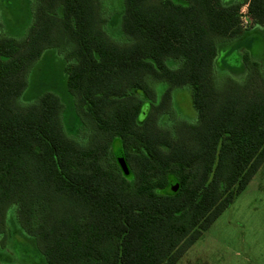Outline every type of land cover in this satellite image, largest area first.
I'll return each instance as SVG.
<instances>
[{"label": "trees", "instance_id": "trees-1", "mask_svg": "<svg viewBox=\"0 0 264 264\" xmlns=\"http://www.w3.org/2000/svg\"><path fill=\"white\" fill-rule=\"evenodd\" d=\"M104 2L29 0L17 37L0 1V264H176L264 164V60L240 28L246 5L264 33V0ZM52 52L73 126L53 91L24 105Z\"/></svg>", "mask_w": 264, "mask_h": 264}, {"label": "rangeland", "instance_id": "rangeland-1", "mask_svg": "<svg viewBox=\"0 0 264 264\" xmlns=\"http://www.w3.org/2000/svg\"><path fill=\"white\" fill-rule=\"evenodd\" d=\"M5 15V25L13 35L20 37L30 25L29 0H0ZM112 4L104 2L106 14L117 13L122 7V0H111ZM8 8V10L6 9ZM5 8V10H4ZM13 11H9V9ZM241 9L247 10L243 5ZM244 31L255 32L253 36V56L264 60V33L261 28L246 19ZM246 32V33H249ZM250 41V38L247 36ZM221 47V56L226 49ZM65 60L54 52L45 55L31 70L28 85L24 91L26 102L33 104L36 97L46 91L55 92L62 97L65 103L64 115L66 125L73 126L75 117L72 102L68 100L65 88ZM177 114L179 117L193 121L196 118L192 107L191 96L188 90L175 94ZM20 239V238H17ZM7 250V249H5ZM22 251L20 255H24ZM16 253L12 257L16 258ZM29 264L32 263V254L27 259L20 258ZM19 261V260H18ZM176 264H264V164L252 178L245 190L235 198L230 206L215 220L192 247L179 259Z\"/></svg>", "mask_w": 264, "mask_h": 264}, {"label": "built area", "instance_id": "built-area-1", "mask_svg": "<svg viewBox=\"0 0 264 264\" xmlns=\"http://www.w3.org/2000/svg\"><path fill=\"white\" fill-rule=\"evenodd\" d=\"M247 18L248 19L250 18V16L248 15L247 10L241 9L240 10V28H241V30H244L246 28L245 23H246V19Z\"/></svg>", "mask_w": 264, "mask_h": 264}, {"label": "water", "instance_id": "water-1", "mask_svg": "<svg viewBox=\"0 0 264 264\" xmlns=\"http://www.w3.org/2000/svg\"><path fill=\"white\" fill-rule=\"evenodd\" d=\"M116 161H117V163H118V165H119V167H120V169L122 171H126L127 170V166H126V163H125L122 155H117L116 156Z\"/></svg>", "mask_w": 264, "mask_h": 264}]
</instances>
